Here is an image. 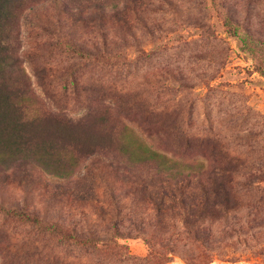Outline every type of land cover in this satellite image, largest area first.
<instances>
[{"label":"rangeland","instance_id":"1","mask_svg":"<svg viewBox=\"0 0 264 264\" xmlns=\"http://www.w3.org/2000/svg\"><path fill=\"white\" fill-rule=\"evenodd\" d=\"M68 4L18 23L14 78L52 172L0 163V264H264V51L225 26L264 43V0ZM228 169L238 203L203 245L184 226L197 179Z\"/></svg>","mask_w":264,"mask_h":264},{"label":"trees","instance_id":"2","mask_svg":"<svg viewBox=\"0 0 264 264\" xmlns=\"http://www.w3.org/2000/svg\"><path fill=\"white\" fill-rule=\"evenodd\" d=\"M70 2L71 0H0V163L6 164L10 160L25 162L30 160L40 164L46 171L52 172L49 152L44 147L45 141L38 136L43 124L26 116L24 96L28 79L20 80L18 76L14 78L18 74L16 71H20L21 68L18 56L20 46L18 23L26 8L31 9L40 3L50 4L53 7L59 4L67 6ZM57 24H50L45 30L59 41L60 35L53 29ZM225 26L227 31L239 40L241 49L254 57L264 51V43L257 44L253 35L241 29L240 24L233 18L227 17ZM75 52L81 53L77 50ZM258 68L264 74V67L260 65ZM151 156L158 158L161 154L153 152ZM54 172L63 175V171L59 169ZM234 180L229 174V169L197 179L196 218L191 220L188 214L184 219V226L193 233L194 239L202 242L203 245L212 237L208 221L220 217L222 213L237 206L238 196L232 186ZM256 181L263 183L264 176H257ZM8 212L20 216L26 214L16 209ZM70 237L78 244L95 245L103 241L100 238L86 237V239L75 234Z\"/></svg>","mask_w":264,"mask_h":264}]
</instances>
